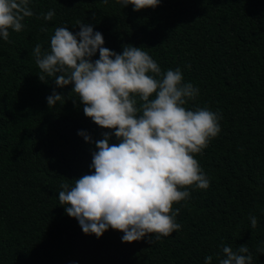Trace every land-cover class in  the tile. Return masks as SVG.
I'll list each match as a JSON object with an SVG mask.
<instances>
[{
  "label": "trees",
  "instance_id": "1",
  "mask_svg": "<svg viewBox=\"0 0 264 264\" xmlns=\"http://www.w3.org/2000/svg\"><path fill=\"white\" fill-rule=\"evenodd\" d=\"M29 8L25 28L9 30L12 43L0 38V264H205L207 256L218 264L224 246L245 244L252 264H264V0H160L138 12L116 0H29ZM78 22L118 54L141 47L162 72L179 68L199 89L186 109L222 117L218 136L194 155L209 188H188L190 199L173 204L181 229L159 241L122 242L111 228L86 235L59 203L61 184L94 171L95 141L110 133L84 115L72 85L38 78L35 45L49 50L57 27L75 33ZM53 91L63 98L49 107Z\"/></svg>",
  "mask_w": 264,
  "mask_h": 264
},
{
  "label": "clouds",
  "instance_id": "2",
  "mask_svg": "<svg viewBox=\"0 0 264 264\" xmlns=\"http://www.w3.org/2000/svg\"><path fill=\"white\" fill-rule=\"evenodd\" d=\"M116 3L122 8L132 5L138 12L156 8L160 0ZM54 15L49 10L43 19L50 21ZM31 16L29 0H0V38L12 43L9 30L21 32L24 19ZM78 27L75 33L57 27L49 50L42 51L40 43L32 50L39 80L54 79L59 88L72 85L84 115L110 130L95 141L90 165L94 171L75 179L74 186L61 184L59 203L86 235L99 238L111 228L123 233L122 242L148 237L152 243L153 234L159 241L181 229L176 222L180 209L173 204L190 199L188 188H209L194 155H202L218 136L222 117L208 107L186 109L199 89L183 82L179 68L162 72L141 47L123 45L118 54L103 46L102 33L91 25L78 22ZM97 52L99 58L93 60ZM62 98L53 91L47 104L55 106ZM78 135L92 143L85 132ZM110 135L118 142L110 144ZM249 220L256 228L257 217L250 215ZM211 262V256L205 257V264ZM218 264H252V256L246 244L236 251L224 246Z\"/></svg>",
  "mask_w": 264,
  "mask_h": 264
}]
</instances>
